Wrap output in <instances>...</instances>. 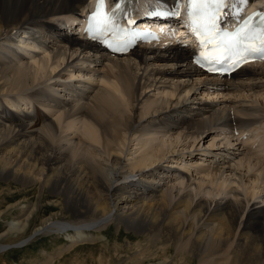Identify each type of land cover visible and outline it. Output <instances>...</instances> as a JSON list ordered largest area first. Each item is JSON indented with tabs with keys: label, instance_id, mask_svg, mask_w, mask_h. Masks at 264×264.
<instances>
[{
	"label": "bare ground",
	"instance_id": "6f19581e",
	"mask_svg": "<svg viewBox=\"0 0 264 264\" xmlns=\"http://www.w3.org/2000/svg\"><path fill=\"white\" fill-rule=\"evenodd\" d=\"M87 1L0 0V180L72 216L32 237L124 226L198 264H264V63L209 76L162 14L137 24L153 40L111 56L84 31ZM158 2L172 7L135 5Z\"/></svg>",
	"mask_w": 264,
	"mask_h": 264
},
{
	"label": "rangeland",
	"instance_id": "374dc122",
	"mask_svg": "<svg viewBox=\"0 0 264 264\" xmlns=\"http://www.w3.org/2000/svg\"><path fill=\"white\" fill-rule=\"evenodd\" d=\"M212 97L209 104L214 102ZM219 99L225 100L224 96H219ZM26 110L30 113L29 109ZM203 145L202 151L209 152V142ZM9 182L11 190L7 191L10 188L7 184ZM23 189L14 182L0 180V236L5 234L0 239V244L11 246L8 251L0 253V264H198L176 254L172 247L165 250L151 241L141 240L140 235L124 226L119 229L109 225L101 232H89L88 236L91 235L92 240H71L67 236L72 237L70 231L32 237L43 219L53 217L55 221H62L64 217L70 220L72 216L62 215L61 210L54 207V200L59 201L60 198L47 199L40 189L34 187ZM26 204L37 205L38 214H35L30 225L19 234L14 226L25 217L16 211ZM13 205L17 208L7 211ZM27 239L29 243L18 248L19 243Z\"/></svg>",
	"mask_w": 264,
	"mask_h": 264
},
{
	"label": "snow or ice",
	"instance_id": "6c2138e0",
	"mask_svg": "<svg viewBox=\"0 0 264 264\" xmlns=\"http://www.w3.org/2000/svg\"><path fill=\"white\" fill-rule=\"evenodd\" d=\"M119 0L111 13L106 12V0H98L97 10L88 19V31L94 39L108 47L125 52L140 33L129 31L117 22L124 11ZM185 0H172L171 11L161 13L177 19ZM189 28L200 43L197 62L210 66L214 72L228 73L252 59H264V12L244 18L242 7L249 0H186ZM239 6V7H238ZM131 23V21H129ZM234 30H229L231 26Z\"/></svg>",
	"mask_w": 264,
	"mask_h": 264
}]
</instances>
